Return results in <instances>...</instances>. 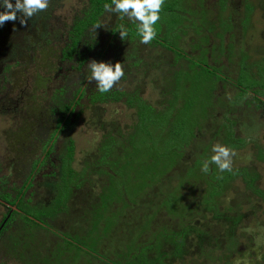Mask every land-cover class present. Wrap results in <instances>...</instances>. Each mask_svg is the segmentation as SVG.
<instances>
[{"label":"trees","instance_id":"trees-1","mask_svg":"<svg viewBox=\"0 0 264 264\" xmlns=\"http://www.w3.org/2000/svg\"><path fill=\"white\" fill-rule=\"evenodd\" d=\"M243 1L247 2L248 0ZM258 1L264 4V0ZM11 2L15 4V0H11ZM55 2L56 0H50L49 7L44 12L53 9ZM227 2L228 0H218L220 11L224 9ZM106 3L110 4L111 0H86L66 27L64 45L59 49L55 62L53 83H49L48 88L46 87L44 91L46 100L40 107L48 115V120L54 123L47 124L41 153L28 162L29 169L24 170L20 185L16 188L11 187V191L15 194L11 196L10 193L4 192L3 187L0 186L2 189H0V206L6 209L0 220V239L5 233L7 238L9 237L10 229L12 224H15L17 217H20L23 228L32 226V230L36 234L37 231L44 230L47 235H52L53 244L45 243V246L39 243L38 238L31 249L29 256L38 261V264L179 263L191 249L186 240L189 232H196L197 244L194 250H200V252H202L203 242L219 249L222 248L226 240L227 245L235 246L236 240L232 239V236L241 221L242 214L233 211V204L225 206L226 209H223L219 202L229 181L236 178H240L243 185L252 194L264 198V191L257 187L259 174L255 169V162L250 161L248 166L233 168L232 172L221 173L215 165H210L208 173L202 171V178L208 183V189L201 192L198 208L195 210L191 199L190 202L187 201L186 196L182 195V191L187 187V190L194 195L196 190L194 187H199L200 182L191 183V180L196 179L192 168L193 163L181 166L177 158L180 157V154L182 155L180 148H184L196 138L194 128H199L203 121L198 122L194 127L193 120L188 119L187 115L182 117L179 112L182 109L184 112L188 110L192 104L188 97L195 95L201 84L210 85V90L202 93L208 96L207 102H212L209 109L214 108L213 101L217 100V95L214 94L217 83L221 82L222 86H225L228 79V76H224L226 74L221 72L223 65L220 59L225 58L232 66L231 76L238 83L239 89L233 95V99L223 103L222 111L219 113L210 112L209 109L206 111L204 121H207L206 124L213 128V131L209 133L211 135L210 142L207 145L200 142L199 151L195 153L193 149H189V153L194 156V168H201L203 162L213 155L211 152L213 145L219 143L233 150L239 149L246 141L240 137L235 128L237 122L233 114L237 111L240 113L247 111L252 115L264 116V56L256 63L248 64L247 55L241 48L240 51L239 49L236 51L237 53H231L228 44L233 45L235 38H227L225 43L223 36V33L228 34L223 30L229 28L230 20L225 21L216 15L209 20L206 9L211 8L210 5L207 8H200L204 11L202 16L199 15L200 18L193 17L195 21L193 18L189 20L190 29L196 33L191 35L189 40L194 42V39L200 38L202 41V45L199 46L201 52L193 56L190 53L197 46L196 44L192 45L191 50L189 47L188 51H183L170 46L167 40L157 37L149 44L141 43L136 25L127 17L121 18L120 14L105 12L104 5ZM248 3L245 8L249 13L252 7ZM166 6H163L160 12V14H166L165 16L174 9L175 4L169 5L172 7ZM218 8L213 9L214 12ZM245 14L247 15V13ZM17 15L20 14L17 13ZM176 17L167 19L160 15V20L155 25L156 32L158 28L160 30L161 27L168 24L170 27L177 26L178 30L185 34L187 27L183 22L187 19L184 21L180 15ZM231 17L233 16H230L229 19ZM245 22L246 20L243 21V24ZM97 23H101L104 27L97 28L95 32L94 25ZM224 23L228 25V28ZM120 25H124L129 31L127 40H121L119 36ZM207 26L211 34H214L212 37L208 34ZM237 26H240V23ZM245 28H247V22L244 24L243 32H245ZM220 29L222 31H219ZM31 34L33 35L32 32L22 34L20 50L25 49L28 54H32L35 50L39 51V47L50 48L49 39L46 38L47 32L40 31L38 40ZM228 35L230 38V34ZM209 43L213 46L212 52ZM158 48L173 53L172 60L166 62L171 69L164 72V78L172 84L174 92L171 94V98L166 100L162 110L158 111L142 101L136 94L139 92L137 87H134L130 94L124 92V88L118 83L111 91L100 93L95 82L89 83V61L94 59L97 62H107L113 65L119 62L123 66L132 59L131 64L137 66L143 61L142 55L148 56ZM214 51L217 56L213 62L217 66L208 62L210 57L215 56ZM230 55L236 56L239 60L240 56L243 57V62L241 63L240 60L239 67L235 65V61L230 59ZM230 61L233 62V65L229 63ZM123 69L125 72V67ZM47 81L51 82V78L49 77ZM182 94H186L185 100L182 107L177 108V100ZM122 97L130 106H137L139 115L137 125L140 130L138 137L131 136L127 141V144L131 145L129 146L124 144L125 142L115 139L113 134L105 135L102 149L104 155H107L108 152L112 153L111 160L107 161L112 174H106L109 172L101 169V172L109 177L108 182L103 183V186L106 187L101 191V197L97 202L84 201L88 204L85 207L89 214L86 220L83 218L85 220L83 226L88 228L86 234H79L69 223L66 226L68 229L73 228L74 233L65 230L63 234L67 237L53 233L52 225L42 221L38 216H33L30 212H38L45 218L59 216L58 214L61 212L67 213L66 210L70 208L75 210V208L73 209L74 203L70 204L69 201L76 196V193L83 194L80 190L82 183L80 176L77 179L72 178V172L69 169L65 176L63 165L62 168L57 166L58 172L62 169V174L58 172L55 174L58 178L54 177L51 171L46 173V169L54 165L52 164L54 162L52 153L56 150L54 145L57 138L69 127L72 118H77L81 114L83 107L100 102L102 104L107 101H118ZM149 125H151L152 132L147 131ZM160 129L164 133L162 141L169 144L170 140L174 139V146L156 147L160 141ZM152 140L154 142L151 144ZM69 142L71 143V141ZM66 149L69 158L71 145L66 146ZM146 149V156L149 157L147 164L137 160L132 166L135 179L134 190L124 187L121 192L117 186L118 184L124 186L125 181L118 177L119 172L130 170L132 162L129 160L130 155L138 158L143 155L140 152ZM176 151H179L180 154L177 155ZM256 158L258 161H264L261 149H257ZM105 160L107 159L105 158ZM138 176L140 180H137ZM25 196L34 200L33 210H23L22 203ZM155 200H157V211L163 207L169 212L176 213L180 219L188 218L190 224L180 223L181 221L174 222L177 228L171 230L161 222H157L154 215ZM72 216L73 218L80 217L76 214ZM206 218H210V221L203 222L202 220L206 221ZM203 226L209 231H212L215 226L216 233L204 230ZM45 241L48 242L47 239ZM30 242L26 244L30 245ZM84 242H87L88 247L82 246ZM37 244L38 249L36 248ZM10 248L8 255L12 259L21 260V257L16 255L18 254L16 247L11 246ZM22 259L27 261L26 257ZM0 264L4 263L0 262Z\"/></svg>","mask_w":264,"mask_h":264},{"label":"rangeland","instance_id":"rangeland-1","mask_svg":"<svg viewBox=\"0 0 264 264\" xmlns=\"http://www.w3.org/2000/svg\"><path fill=\"white\" fill-rule=\"evenodd\" d=\"M85 2L86 0H56L53 9L41 12L33 20L30 19L27 26L21 25L19 20L5 22L3 26H0V186L3 187L4 192L10 193L11 196L15 194V192L11 191V187H18L23 180L24 170L29 169L28 162L41 153L42 144L45 140V130L48 127L47 124L54 123L48 120V115L40 108L46 100L44 91L46 87L48 88L49 83H53V72L56 69L55 62L59 49L64 45L66 27ZM171 3L175 4L174 9L167 16L163 13L160 15H163L167 19H175L177 18L176 16L180 15L184 21L186 19L188 21L183 22L185 23L184 26L187 27L185 34L184 32H180L177 26L170 27L167 24L161 27L160 30L158 28L156 37L161 40H167L170 46L188 51L189 47L191 50L192 45L196 44L197 46L191 50L190 54L195 56L201 52L199 48L202 45L201 39H194V42L189 40L191 35L196 34L194 30L190 29L189 20H192L193 17L195 19L196 17L200 18L199 15L202 16L204 14V11L200 8H207L210 5L212 9H206L208 10L207 17L209 20L215 15L225 21L230 20L228 22L229 28L224 23L228 29L223 30V32L230 34V38L226 33H223V36L225 43L227 42V38H235V40L233 39V45L228 44L231 53H237L236 51L238 49L240 51L241 48L247 55L248 64L256 63L264 56V4H261L258 0H248L247 2L243 0H228L222 11L218 8V0H165L163 6L167 5L166 7H168ZM247 3L252 7L249 13L245 8ZM215 8H218L216 12H214ZM2 10L3 8L0 7V11ZM230 16L233 17L229 19ZM245 17L247 18L245 19ZM194 18L193 20L195 21ZM244 20L247 22L245 32H243V27L246 23L243 24ZM238 23H240L241 28L237 26ZM42 30L48 33L45 36L49 39L48 42L51 49L39 47V51L35 50L32 54H28L25 49L20 50L23 33L32 32V37L38 40V34ZM207 30L208 34L212 37L214 34H211L208 26ZM219 31L222 30L220 29ZM210 50L212 52V45ZM214 53L215 56L210 57L208 62L217 66L213 62L217 56L215 51ZM172 55L173 53L168 52V50L165 51L158 48L153 50L148 56L142 55L144 57L143 61L137 66L131 64L132 59L127 62V65L125 63L123 65L126 69L124 72L125 76L119 82L124 88V92L131 94L134 87H137L139 92L136 94L142 101L150 104L158 111L162 110L167 102L166 100L171 98V94L174 92L172 84L164 78V72L167 69H171L166 62L172 60ZM230 57L238 67L243 62L242 56H240L241 63L236 56L230 55ZM220 60H222L221 64L223 65L221 72L226 74L223 75L228 76V79L225 82V86H222L221 82L217 83L214 93L217 95V100L213 101V104H215L214 108L209 109L212 102H207L208 96L202 93L203 91L210 90V85L201 84L195 95L188 97V100L192 103L188 110L184 112L182 109L179 112L182 117L187 115L188 119L193 120L194 127H196L198 122L203 121L199 128H194L196 138L184 148L181 147V151L179 149L182 155L179 151H176L177 155L178 153L180 154V157L177 159L180 161L181 166L183 164L185 166L192 165L193 163L192 168L196 179H190L191 183L200 182L199 187H194L196 188L194 195L187 190V187L182 191V195L186 196L187 201L190 202L191 199L195 210L198 208L201 192L208 189V183L202 178V167L194 168L193 160L195 159L189 153V149H193L197 153L199 148H201L199 147L200 142L206 145L210 142L211 135L209 133L213 131V128L206 124L207 121H204L206 111L209 109L210 112L219 113L222 111L223 103L233 99V95L239 89L237 87L238 83L231 76L233 73L232 66L228 64L225 58H221ZM229 63L233 65V62L230 61ZM49 77L51 78V82L47 81ZM185 97L186 94H182L179 97L177 108L182 107ZM138 116L137 106H130L123 97L118 101H107L102 104L100 102L83 107L81 114L77 118H72L69 127L57 138L54 145L56 150L52 153L54 161L52 164L54 165L47 169L45 168L47 174L51 171L56 178H58L57 175L55 176L58 172L57 166L62 168V165L65 176L68 169L72 172V178L77 179L80 176V179H82L80 190H82L83 194L76 193V196L70 199L69 202L70 204L74 203L73 209L75 208V210L70 208L66 210L67 213L61 212L58 214L59 216L45 218V216H42L37 211V213L34 211L30 213L33 216H38L42 221L48 222L53 226V228L51 227V231L61 236L64 235L65 230L70 233L75 232L73 228L68 229L66 226L68 223L79 234H86L88 228H85L83 223L89 214L85 206H88L87 202L89 201H98L99 197H101V191L106 187L103 186V183L109 180V177L103 174L101 169L109 172H106V174H112L110 173V167L107 165V161L111 160L112 153L108 152L107 155H104V150L102 149L103 138L106 134L110 133L113 134L115 139L125 142L124 144H127L131 136L137 138V135L140 133L137 125ZM233 117L237 122L235 127L237 132L246 141L243 142L244 144L239 149L234 150L236 155L233 157V168L248 166L250 161H254L256 165L255 169L259 174L257 187L264 191V161H258L256 158L257 149H261L264 154V116L252 115L247 111H242L241 113L237 111L233 114ZM150 127L151 125L147 126L149 128L147 131L152 132V128ZM159 135L160 141L156 144V147L174 146V139L170 140V145L162 141L164 136L162 130L159 132ZM153 142L152 140L151 144ZM70 145L71 155L68 158L66 146ZM127 145L131 146L130 144ZM146 151L147 149L141 151L140 153L143 155L138 158L130 155L129 160L132 161L130 163V170L119 172L118 177L125 181V185L123 186L118 184L117 180V187L120 188L121 192L124 190V187L128 190H134L135 179L132 166L137 160L147 164L149 157L146 156ZM62 169L59 170V174H62ZM137 180H140L139 176ZM194 188L192 189L194 190ZM27 197L23 198L22 208L24 211L33 210L34 207V200ZM85 200L87 201L86 203H84ZM157 200H155L154 207V215L157 222H161L171 230L177 228L174 222L178 223V221H181L180 223L185 222L190 224L188 218L180 219V216H177L176 213L169 212V210L163 209V207L157 211ZM219 204L223 209H226L225 206H229L230 204L232 206L233 204V211L242 214L241 221L232 236V239L236 240V245H227L226 240L222 248L219 249L207 242H203L202 252H200V250H194L197 244L196 232H189L186 240L191 249L183 261L179 263L174 262L173 264H264V198L252 194L250 190L246 189L240 178H236L229 181ZM5 212L6 209L0 206V220ZM74 214L80 217L73 218L72 215ZM83 214L84 216H82ZM202 221H210V218ZM203 228L209 231L204 226ZM209 232L216 233L215 226ZM4 236L0 239V262L4 264H38V261L29 256L35 241L39 238V243L45 246L46 244L51 245L54 243L52 242V235H47L44 230L37 231L36 234L32 230V226L23 228L20 217H17L14 225L12 224L9 237L7 238L6 233ZM64 236L67 237V235ZM29 241H31L30 245L26 244ZM11 246L16 247L18 250V254L16 255L20 256L21 260H23V257H26L27 261L12 259L8 255ZM82 246L88 247L87 242H84ZM36 248H39L38 244Z\"/></svg>","mask_w":264,"mask_h":264},{"label":"clouds","instance_id":"clouds-1","mask_svg":"<svg viewBox=\"0 0 264 264\" xmlns=\"http://www.w3.org/2000/svg\"><path fill=\"white\" fill-rule=\"evenodd\" d=\"M49 2L50 0H15V4H13L11 0H0V7L4 9V11H0V26H3L5 22L17 20L21 25L27 26L30 19L33 20L48 9ZM164 2L165 0H111L110 4L104 5V10L107 13L120 14L121 18L127 17L136 25L141 43L149 44L157 35L155 25L160 20ZM17 13L20 15L18 16ZM100 27L104 26L101 23L95 24V32ZM118 31L121 40H127L128 29L124 25H120ZM88 68L90 71L89 83L95 82L100 93L111 91L125 74L122 63L119 62L113 65L93 59L88 62ZM212 152L213 155L210 159L205 160L202 164L201 170L204 173L210 171V165H215L221 173L233 171V157L236 155L233 149L217 143L213 145Z\"/></svg>","mask_w":264,"mask_h":264},{"label":"water","instance_id":"water-1","mask_svg":"<svg viewBox=\"0 0 264 264\" xmlns=\"http://www.w3.org/2000/svg\"><path fill=\"white\" fill-rule=\"evenodd\" d=\"M12 209H13V208H12ZM12 209H11V210H12Z\"/></svg>","mask_w":264,"mask_h":264}]
</instances>
